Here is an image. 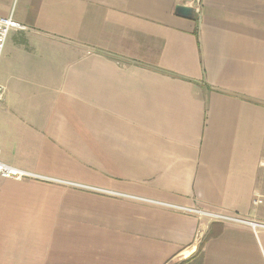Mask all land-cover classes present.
<instances>
[{
	"label": "crops",
	"instance_id": "0c3cea01",
	"mask_svg": "<svg viewBox=\"0 0 264 264\" xmlns=\"http://www.w3.org/2000/svg\"><path fill=\"white\" fill-rule=\"evenodd\" d=\"M0 17L20 26L0 162L35 176L0 178V264H193L220 226L195 262L264 264V0H0Z\"/></svg>",
	"mask_w": 264,
	"mask_h": 264
},
{
	"label": "built area",
	"instance_id": "2783aa9c",
	"mask_svg": "<svg viewBox=\"0 0 264 264\" xmlns=\"http://www.w3.org/2000/svg\"><path fill=\"white\" fill-rule=\"evenodd\" d=\"M14 27H20V26H18L13 21L12 18H1L0 17V61H1L3 53L5 51V47H6V44L8 41L10 31ZM4 96H5V90L0 85V102H2L4 100ZM0 178L21 180L24 178H35V176H33L32 174L25 173V172L20 171V170H16L15 168H12V167L7 166L6 164L0 162ZM256 198H257V201L259 203H264V195H257ZM171 207L176 208L173 206H171ZM177 209H181V208H177ZM184 211L193 212V213L199 214L200 216L205 215V213L200 212V211H196V210H186L185 209ZM211 217H213L214 219L223 220V221H233V220H231V218H225V217L216 216V215H211ZM251 225H253L254 227H259L261 229H264V223H261V224H253L252 223Z\"/></svg>",
	"mask_w": 264,
	"mask_h": 264
},
{
	"label": "rangeland",
	"instance_id": "374dc122",
	"mask_svg": "<svg viewBox=\"0 0 264 264\" xmlns=\"http://www.w3.org/2000/svg\"><path fill=\"white\" fill-rule=\"evenodd\" d=\"M0 103H1V102H0ZM25 173H27V172H25ZM28 174H29V173H28ZM72 185H74V186H78V187H83V186H81V185H77V184H72ZM83 188H86V187L84 186ZM87 189L95 191L94 188H87ZM157 205H161V206H164V207L172 208V207H171L170 205H168V204L157 203ZM216 220H217V221H223V220H218V219H216ZM231 220H235V219H231ZM247 223H249V222H247ZM200 239H201V236H199V240H200ZM203 239H204V238H202L201 242L203 241ZM193 258H194V257H193ZM191 260H192V256L189 255V252H185V253L182 255L180 261L176 262L175 264H183L184 262H185V264H190ZM196 261H197V262H195V259H194V261H193L194 263H193V264H199V259H197Z\"/></svg>",
	"mask_w": 264,
	"mask_h": 264
},
{
	"label": "trees",
	"instance_id": "16d2710c",
	"mask_svg": "<svg viewBox=\"0 0 264 264\" xmlns=\"http://www.w3.org/2000/svg\"><path fill=\"white\" fill-rule=\"evenodd\" d=\"M221 231H222V226H220L218 230H212L211 232H209V234L200 243L198 254L195 257H198V256L201 257V254H202V251H203V247H204L206 241L208 239H210L211 237L218 236L221 233ZM195 257H194V259H195ZM183 264H185V262Z\"/></svg>",
	"mask_w": 264,
	"mask_h": 264
},
{
	"label": "water",
	"instance_id": "95a60500",
	"mask_svg": "<svg viewBox=\"0 0 264 264\" xmlns=\"http://www.w3.org/2000/svg\"><path fill=\"white\" fill-rule=\"evenodd\" d=\"M180 12L183 14V15H187L188 14V10L184 9V8H181Z\"/></svg>",
	"mask_w": 264,
	"mask_h": 264
}]
</instances>
